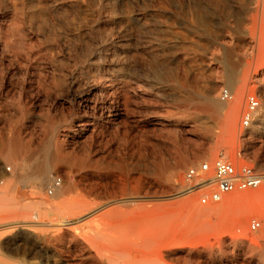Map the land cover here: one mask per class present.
Here are the masks:
<instances>
[{
	"label": "rangeland",
	"instance_id": "1",
	"mask_svg": "<svg viewBox=\"0 0 264 264\" xmlns=\"http://www.w3.org/2000/svg\"><path fill=\"white\" fill-rule=\"evenodd\" d=\"M42 1L45 0H0V148L1 137H11L16 132H22L27 140L44 138L51 119L61 126L77 128H82L80 122L84 121V132L68 136L73 141V156H89L93 165L102 163L106 169L96 171L88 166L79 171L76 178L86 176L90 181L102 177L109 181L108 189L91 198H122L123 201L110 205V208L117 207L120 218L130 214L148 218L168 264H227L228 259L234 257V241L242 239V233L248 232L254 237L264 235V198L255 203L235 200L233 192L224 202L203 205L199 201L202 191L168 196L172 188L151 173L158 161L177 160L180 153L191 159L198 157L199 164H212L222 156L243 164L264 163V137L244 140L247 130L240 127L247 96L258 93L262 105L264 103V7L259 12L251 10L245 17L239 0H228L224 6L217 0H48L51 3L49 19L41 24L39 18L33 16V10ZM125 2L135 13L147 12L146 19L130 23L127 13L121 11ZM114 6L119 10L113 13ZM239 21L248 29V34L237 47L234 28ZM203 22H208L209 27L199 25ZM119 31L125 34L122 42H117L115 37ZM213 32L223 34L219 40L235 49L233 60L242 61L238 86L247 80L241 113L235 121V134L225 128L224 110L215 122L212 136L201 129L199 122L209 120L204 104L189 95L199 86L196 74L200 47L210 39L208 33ZM107 42L118 48L116 59L123 63L129 79V98L122 109L119 129L109 125L103 131L93 132L89 129L96 121L94 112L81 109L74 115L67 85L69 75H78L87 65L109 68L110 55L106 60L94 56L88 61L90 54ZM87 43L93 44L90 50L86 49ZM33 48L54 56L46 70L48 86L31 87L27 80L28 55ZM205 54V64L213 68V77L219 84L215 92L219 98L220 89L227 86L229 76L225 64L215 57H222L224 52L213 42ZM164 60L171 63L174 77L182 84L168 87L159 83L157 72L162 70ZM10 78L14 80L11 86L8 85ZM57 83L58 90H55L53 86ZM174 115H186L187 120L176 124ZM65 133L67 130L62 128L61 136ZM10 166L7 162L5 170ZM185 170L179 177L183 184L187 183ZM59 175L62 183L68 184L66 174L60 172ZM142 180L152 182L151 186L142 190L141 196L129 194ZM50 188L54 192V186ZM20 191L30 205L19 209L16 216L13 213L0 215V222L36 220L37 212L42 214L43 206L33 202L37 197L28 188ZM43 195L53 198L47 187ZM75 197L73 193L68 199ZM55 203L41 219H61V198ZM253 219L261 222L257 230L251 229ZM122 227L113 225V219L107 217L93 224L91 230H81L77 235L101 261L110 263L105 238ZM0 229L3 233L17 232L15 227L0 226ZM35 231L54 236L61 229L39 227ZM259 242H264V238L260 237ZM36 243L34 238H26L19 247L12 248L0 238V264H50L35 250ZM40 244L55 247L60 254L80 255V248L69 239L61 244L51 237ZM245 255L248 254L239 251L236 257L242 260ZM145 258L164 264L155 256Z\"/></svg>",
	"mask_w": 264,
	"mask_h": 264
},
{
	"label": "bare ground",
	"instance_id": "2",
	"mask_svg": "<svg viewBox=\"0 0 264 264\" xmlns=\"http://www.w3.org/2000/svg\"><path fill=\"white\" fill-rule=\"evenodd\" d=\"M217 3L224 6L228 4V0H217ZM239 4L246 17L251 10L259 12L264 7V0H239ZM198 5H202V3L198 2ZM50 6L51 3L45 0L34 7L33 16L39 18L41 24L48 22ZM121 9L123 13H127V19L130 23L142 21L148 15L147 12L135 13V10L129 9L126 2L122 3ZM118 10L119 8L112 7L113 13ZM199 25L208 28L210 24L203 22ZM234 34L237 40L236 46L240 47L244 37L248 34V29L243 27L242 22L239 21L234 28ZM208 35H210V39L206 44L201 45L202 51L197 59L199 67L196 80L199 86L191 90L189 95L204 104V111L209 120L199 122L201 129L212 136L215 130V122L224 110L226 113L225 128L235 134V121L241 113L247 87V80L238 86L242 61L233 60L235 49H230L226 41L219 40L223 34L213 32L208 33ZM115 37L118 39L117 42H122L125 34L123 31H119ZM4 42L7 43V41ZM213 42H217L224 52L222 57L216 56L215 59L223 62L227 67L229 76L227 87L234 93L233 100L229 102L215 96L219 84L213 77V68L205 64V53ZM108 43L102 44L98 47V51L90 54L88 61L92 60L94 56L106 60L110 55L112 58L108 64L109 68L101 69L87 65L88 67L85 66L78 75L71 73L67 85L70 93L69 101L74 107V115H77L81 109L85 112L90 110L94 112L93 116L96 121L91 123L92 127L89 129L93 132L103 131L109 125L119 129L122 124L120 119L122 109L129 98V79L124 72L123 63L116 59L118 48L116 45L110 46L111 43ZM92 46V43H87L86 49L90 50ZM28 60L27 74L29 77L27 80H29L31 87L48 86L46 70L48 64H52L54 61V56H49L45 52L36 51L33 48L28 55ZM161 68L162 70L157 72L159 83L168 87L182 84L174 77L171 63L168 60L161 63ZM53 72L56 70L54 69ZM13 84L14 80L10 78L8 85ZM53 88L58 90V83ZM262 93L264 97V89ZM174 116H177L176 124L187 120L186 115ZM80 125L83 127L61 126L58 121L51 119L48 134L40 140H27L22 132H16L11 137H1L0 156L3 164L0 163V215L8 216L13 213L16 216L19 209L30 205L31 202L24 201L25 195L20 191L23 188H28L31 194L37 197L33 202L43 206L42 214L44 215L48 214L51 207L56 204L55 201L61 198L62 213L61 219H41L42 214L37 212L35 218L38 219L36 220L20 219L18 221L5 220L0 222L1 227H15L17 230V232H0V238H3L12 248L19 247L23 239L34 238L37 242L35 250L40 251L50 264H86L89 262L91 264H157V259L149 260L145 258L147 256L158 257V262L161 260L164 264H168L159 248L156 230H152L148 218L140 214H130L120 218L117 214V207L110 208V205L114 201H123L122 198L110 199L108 197L101 200L91 198L93 195L101 194L104 189H108L111 186L109 181L102 177L90 181L86 179V176H81L80 179L76 178L75 175L88 166L93 167L96 171H105L106 169L102 163L93 165L89 156L83 158L73 156V141L68 136L71 133L77 132L80 135L84 132L86 130L84 129L85 122L81 121ZM62 128L67 130L64 136H61ZM246 130L244 140L252 141L264 137V103L257 112L252 126ZM248 148L251 149L252 146L248 145ZM248 153L250 152L248 151ZM199 161L198 157L191 159L189 156L180 153L177 160L158 161L151 169V173L172 188V192L168 196L177 197L198 192L192 189L194 182L183 184L179 177L184 169L187 172L190 167H198ZM7 162L11 163L9 168L11 171L13 167L12 172H8V169L5 170ZM257 166L264 169L262 162H257ZM60 172L66 174L69 179L68 184L62 183L63 179L59 175ZM58 179L61 180L59 184H57ZM6 180H8L7 183ZM151 184L152 182L142 180L136 190L129 194L141 196L142 190ZM51 185L54 186V192H51L53 198L49 199L43 195V190L47 187L49 191ZM258 188L256 191H236L234 199L252 203L258 202L264 198V183ZM73 193H76V197L72 200L68 199V196ZM224 200L225 198L222 201L224 202ZM107 217L113 219V225H123L121 229L105 238L108 244L110 263L101 261L93 253V250L85 244L84 239L77 235L81 230H91L93 224ZM39 227H48L51 230L61 229V232L54 236H46L35 231ZM51 237L61 241V244L67 239L72 240L80 248V255L74 256L62 252L60 254L55 247L40 244L42 240L43 242L48 241ZM260 237L264 238V235L254 237L248 232L242 233V239L234 241L232 250L234 257L228 259V262L230 264H250L251 262L264 264V242H259ZM239 251L246 252L248 255L239 260L236 257Z\"/></svg>",
	"mask_w": 264,
	"mask_h": 264
},
{
	"label": "built area",
	"instance_id": "3",
	"mask_svg": "<svg viewBox=\"0 0 264 264\" xmlns=\"http://www.w3.org/2000/svg\"><path fill=\"white\" fill-rule=\"evenodd\" d=\"M220 98L227 102L232 101L234 93L227 86H222ZM261 106L262 98L258 93L247 96L240 123L241 128L247 129L252 126ZM7 169L10 171L9 167ZM185 180L194 182L193 191H202L200 203L209 205L221 202L230 193L258 188L264 181V169L257 165L235 162L222 156L212 164L201 162L198 167H190L185 173ZM59 183H61L60 179L57 181V184ZM49 190L53 191L52 188ZM250 226L252 230H257L261 222L253 219Z\"/></svg>",
	"mask_w": 264,
	"mask_h": 264
}]
</instances>
